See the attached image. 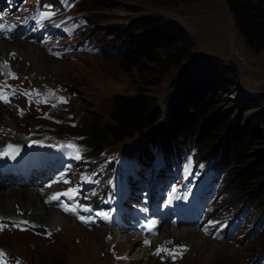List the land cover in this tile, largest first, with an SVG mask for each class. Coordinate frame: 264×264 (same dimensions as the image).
Wrapping results in <instances>:
<instances>
[{
  "label": "rangeland",
  "instance_id": "1",
  "mask_svg": "<svg viewBox=\"0 0 264 264\" xmlns=\"http://www.w3.org/2000/svg\"><path fill=\"white\" fill-rule=\"evenodd\" d=\"M77 11L85 14L89 21L81 39L87 35L91 36L102 53L80 54L71 61L56 60L45 55L40 48V50L35 48L40 53L39 60L47 73L39 75L34 73L35 69L30 62L23 59L21 71L24 74L19 72L23 79L27 77L28 82L32 80L30 82L35 84L41 82L61 84L66 88V93L73 92L74 99L70 106L57 113V117L64 121L60 125L40 122L30 113L20 115L12 107L0 108V129L2 127L3 132H6L7 128L13 130L8 139H17L35 124H41L44 129L58 136L79 134L91 123L100 125L108 121L111 101L116 95L145 96L157 104L162 113L158 122L161 123L167 111L173 106L175 99L173 97L181 95L183 82L188 81L187 73L196 69L198 82L210 86L215 94L223 98H217L212 114H226L230 119L227 129L216 132L215 140L209 145L208 150V155L216 157L217 162L225 169V193L231 196V202L253 200V207L258 208L255 216L264 214V202L260 205L255 203L264 192V144L253 146L246 151L250 161L260 159L261 173L240 188L237 187L240 177L235 175L238 165H231L222 155L225 147L229 148L231 131L240 124V120L243 121L251 112L254 118L260 117V120H264V54L262 52L256 54L244 45L225 0H82ZM149 17L157 18L162 23L171 21L188 34L192 42L188 48L187 58L182 63H165L163 68H159L145 60L144 66L138 70V67L127 65V62H121L119 57L112 55V47L119 35H122L120 38L122 42L128 44L138 39L140 35L127 27ZM119 30L123 33H118ZM160 51L162 55L165 53L163 50ZM7 120L11 121L10 126L7 125ZM70 122L77 123V127L71 128L68 125ZM261 123L257 122L252 128L254 132L260 134L264 142V126ZM15 130H18L19 135L15 134L17 133ZM144 142V138L136 135L121 143L105 146L103 150L121 151L123 146ZM104 144L111 143L108 140ZM195 145L199 157L202 142ZM12 189L15 188L9 185L2 186L0 194L4 192L8 194ZM4 202L0 199V208L8 204L12 210L14 202L12 196ZM40 202L37 204L41 205ZM46 211L48 216L55 210ZM30 213L31 211L24 212L22 217L28 218ZM0 215L13 216L4 211H0ZM60 215L67 220L70 219L67 227L52 228L38 219L34 221L47 226L48 230L60 228V232L57 231L58 233L52 237H39L30 232L4 233L0 235V247L12 255L24 258L29 264H125L131 261L132 257L119 254L122 257L119 259L118 255L110 253L113 248L115 249L112 247L115 243L117 246L132 244L135 256L141 254L139 259L144 256L142 264H249L255 253L264 250V232L255 241L248 240L242 242L240 246H235L212 241L195 231L180 230L181 233H177L165 230L167 229L165 227L157 238L173 240L176 244L185 245L188 250L178 262L161 263L158 258H152L148 255L149 252L140 249L135 242L136 239H133L134 243L131 242L132 234L127 240L124 234L115 235L113 241L108 243L109 235H105L107 233L99 230L88 231L71 218Z\"/></svg>",
  "mask_w": 264,
  "mask_h": 264
},
{
  "label": "trees",
  "instance_id": "2",
  "mask_svg": "<svg viewBox=\"0 0 264 264\" xmlns=\"http://www.w3.org/2000/svg\"><path fill=\"white\" fill-rule=\"evenodd\" d=\"M225 2L244 45L256 54H264V0ZM127 29L138 33L140 37L128 44L122 42L120 34L112 47V55L119 57L121 62H127V65L140 70L146 60L163 68L166 64H180L187 58L192 41L183 29L171 21L162 23L157 18L149 17L135 22ZM118 33L123 32L119 30ZM160 50L165 53L162 55ZM197 73L196 69L187 73L188 81L183 82L181 95L173 97V106L161 123L158 122L162 113L157 104L145 96L116 95L111 101L108 121L100 125L89 124L83 128L81 135L87 138L86 143L95 155L105 146H112L138 135L145 142L123 146L124 151L138 149V152L146 156L153 145L164 151H182L190 144L202 142L199 157L206 156L209 145L215 140L216 132L227 129L230 119L226 114H212L217 98H223L215 94L210 86L199 83ZM259 121L264 126V120H260V117L254 118L252 112L243 121L240 120V124L231 131L229 148L225 147L222 152L223 158L231 165H238L235 175L240 177L237 181L239 188L261 173L260 159L250 161V156L246 154L251 147L264 144L260 134L252 128ZM108 140L111 144H104ZM263 202L264 192L255 200L258 205Z\"/></svg>",
  "mask_w": 264,
  "mask_h": 264
},
{
  "label": "bare ground",
  "instance_id": "3",
  "mask_svg": "<svg viewBox=\"0 0 264 264\" xmlns=\"http://www.w3.org/2000/svg\"><path fill=\"white\" fill-rule=\"evenodd\" d=\"M35 48L39 49V47H37L36 45L28 44L26 42H22L19 40H15L12 42L0 40V57L7 59L8 53L14 52L16 54V60L14 62L13 61L11 62V67L14 70L22 73V71H21L22 60L26 59V60H28V62H30V65H32V67L35 69L34 73H36L38 75L43 74V73H47V70L42 66V64L39 60L40 53L38 52V50L36 51ZM43 57H45L44 54H43ZM18 60L21 61L20 62L21 64L19 63ZM22 74H24V73H22ZM35 77H33V78H35ZM10 123H11V121L7 120V125L9 124L8 126H10ZM4 127H6V126H4ZM10 140L14 141V142H21L22 138L20 136L15 140H12V139H10ZM3 184H4V181H1L0 185L2 186ZM4 193L0 194L1 202H4V200L8 199L9 196H12V199L14 200V202L12 205V210L10 208V205L5 204V205H3L4 206L3 208H0V211H4V212H8L9 214H13V216H15V217H19L15 213L16 210H18V209H19V211H25V212L31 211L30 217H28V218L33 220V221H36V219H38L39 221H41L42 223H45L47 226H50V227H52V226H66L67 227L68 226V220H70V219L67 220V218L61 216L56 211H52L51 214L47 216V211L45 208L42 207L43 205L42 206L38 205L39 204L38 201H40V196L34 190H31V189H26V190L12 189L8 192V194H4ZM15 206L17 208H15ZM41 211H43L44 213L42 212L41 214H39V212H41ZM165 230H169L171 232H177V233L178 232L181 233L180 230L187 231L185 228H179L178 229V228H173V227H168ZM164 236H165V234H164ZM127 239H129V237L128 238L126 237V240ZM123 241H125V240H123ZM116 246H115V250H116V252L120 253V255H125L126 257H132L133 261L131 260V258H129L131 261H129L127 258V260L129 262H126L125 264H142L141 260L144 258V256L140 259H139V256H141V254L140 255L137 254L138 256H135V252H134V248H132V246H133L132 244H128V245L127 244H120L119 246H117V247ZM140 252H141V250H140ZM119 257H121V256H119Z\"/></svg>",
  "mask_w": 264,
  "mask_h": 264
},
{
  "label": "snow or ice",
  "instance_id": "4",
  "mask_svg": "<svg viewBox=\"0 0 264 264\" xmlns=\"http://www.w3.org/2000/svg\"><path fill=\"white\" fill-rule=\"evenodd\" d=\"M52 15H54V13L52 12H43V11H39L37 12V16L39 17V20H44L47 19L49 17H51ZM11 31V29H6L4 27V25L0 24V34H4L6 37H8V33ZM10 38V37H8ZM15 53L10 54L11 58H15ZM8 66V62L7 61H2V63H0V75L5 74L3 72L4 69H7ZM7 77H10L12 79H20L14 72H11L10 70L6 73ZM24 79H27V77H25ZM10 86L7 85V82L5 81L4 83H0V102L4 103V104H8L9 103V96L12 97H19V96H25V97H31L33 94H37V95H41L39 93V90L33 89L31 92L25 91V92H20L18 93L14 88H12L10 91L5 92V88H9ZM45 95L44 99H38L35 102L36 103H45L46 102V96L48 95H52L54 96L55 93L51 92V90H49ZM57 102L58 103H67V100L63 97H57ZM28 103L31 105L33 103V101L31 99L28 100ZM53 107H55V105H52ZM18 114L23 115V109H19L18 108ZM2 131V130H0ZM66 147L70 148L73 150L72 155L73 158L79 160L81 159V150L74 145L72 142H68ZM19 152V146L17 145H13V144H7L3 149H0V157H9L14 159L15 155L18 154ZM63 182V183H69L68 180L63 179V176L61 177V180H56L53 181V183H59V182ZM48 187H51V185H48ZM175 191V190H174ZM93 195H95V193H92ZM79 195V192L77 191V189L75 188H69L67 191L62 192V193H55L53 194L49 199L50 200H58L60 196H68L69 199H74L75 196ZM89 197H85V199H88ZM49 201H45V203H48ZM63 211H65L66 213L71 212L73 215H76V209L68 206V205H64L61 204L59 205ZM84 211H91V209L89 207H83ZM19 211V209H18ZM97 216H101L104 219H108L109 214L108 213H104V212H98L96 213ZM78 219H80L82 222H84L85 218L81 217V216H77ZM4 218L0 217V230H3L5 227H8V224H4L2 223ZM218 222H214V221H209L208 224L211 226H215V224ZM21 224H30L29 221H14L11 223L10 226L12 227H17L19 228ZM152 227H154V223L152 221H148V230L151 231ZM21 230H25V229H21ZM57 231H59V229H57ZM205 234H207V229H205ZM46 235H51L50 232H46ZM108 239H111V237H108ZM167 243H171V241H168ZM144 244H148V241L145 240ZM178 249H183L184 251H186V246H177L176 249H172V250H168L166 248L163 247H157L156 251H155V255H160L161 252H164L167 255H170L172 257L173 260L176 259V255L178 254ZM6 254L3 253L2 251H0V258H3ZM163 259V257H162ZM0 264H3V259H0ZM17 264H20V261L17 260Z\"/></svg>",
  "mask_w": 264,
  "mask_h": 264
}]
</instances>
